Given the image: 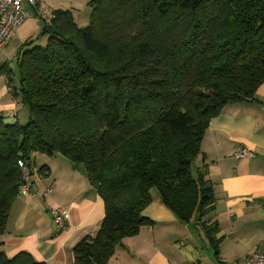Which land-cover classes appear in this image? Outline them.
I'll use <instances>...</instances> for the list:
<instances>
[{
  "label": "trees",
  "instance_id": "1",
  "mask_svg": "<svg viewBox=\"0 0 264 264\" xmlns=\"http://www.w3.org/2000/svg\"><path fill=\"white\" fill-rule=\"evenodd\" d=\"M80 26L56 9L16 49L0 76L27 108L0 113V235L30 177L47 176L36 156L80 166L104 204L93 235L72 248L73 264H108L126 237L153 223V194L213 240L217 223L204 166L191 170L209 120L254 101L264 83V0H88ZM16 74V75H15ZM216 247V245H215ZM0 264H46L27 251Z\"/></svg>",
  "mask_w": 264,
  "mask_h": 264
},
{
  "label": "crops",
  "instance_id": "2",
  "mask_svg": "<svg viewBox=\"0 0 264 264\" xmlns=\"http://www.w3.org/2000/svg\"><path fill=\"white\" fill-rule=\"evenodd\" d=\"M46 1L35 0L33 7H27L31 16L0 49L5 56L2 63L13 66L19 44L49 20L50 16L41 12ZM53 1L60 5L51 12L73 11V0ZM4 91L9 94L6 85ZM255 98L229 104L209 120L194 161L195 168L206 169L215 199L213 212L205 218L217 223L213 240L193 221H180L153 194L142 211L153 223L124 238L108 264H242L248 254L264 253V83L256 89ZM13 101L16 106L7 103L0 108L5 122L14 113L18 117L20 106ZM243 148L254 155L235 158L234 152ZM37 157L49 167V173L43 177L35 173L29 193L20 194L13 202L6 230L0 235V251L8 256L27 251L46 264H73L72 248L97 230L104 216L103 200L80 166L73 167L59 156H36L35 164ZM46 188L51 191L39 198ZM49 207L66 209L68 217L62 228L54 223Z\"/></svg>",
  "mask_w": 264,
  "mask_h": 264
},
{
  "label": "built area",
  "instance_id": "3",
  "mask_svg": "<svg viewBox=\"0 0 264 264\" xmlns=\"http://www.w3.org/2000/svg\"><path fill=\"white\" fill-rule=\"evenodd\" d=\"M35 0H0V49L10 40L15 34L17 27L28 17L30 12L27 7H33ZM15 113L12 115L14 116ZM235 158L252 157L254 153L248 149H241L234 152ZM23 176L24 183L20 187V194H28L30 190V177L28 169L23 162H18ZM51 191L50 188H46L43 195L39 198H43L44 195ZM49 213L52 216L54 223L62 228L67 220V211L64 208H48ZM220 264V263H215ZM242 264H264V253L253 252L248 254Z\"/></svg>",
  "mask_w": 264,
  "mask_h": 264
},
{
  "label": "rangeland",
  "instance_id": "4",
  "mask_svg": "<svg viewBox=\"0 0 264 264\" xmlns=\"http://www.w3.org/2000/svg\"><path fill=\"white\" fill-rule=\"evenodd\" d=\"M88 0H73V15L76 21L79 23L80 26H84L88 22V17H89V6L87 5ZM60 5L59 2H55L53 0H47L44 4H42L41 7V12L44 13V16H51V8H54L55 6ZM42 20V18H41ZM16 37L15 39H17ZM13 39V43L16 41ZM19 40V39H18ZM11 42V43H12ZM1 52V51H0ZM5 56L0 53V64L4 61L3 58ZM12 69L15 71V63L13 62V66H11ZM16 75V74H15ZM5 87V80L3 76H0V108L2 105L11 103L15 105V102L11 100L9 94L4 91L3 89ZM16 106V105H15ZM19 112H18V118L21 123H25L27 119V108L23 107L22 105L19 104ZM8 113H10V110H8ZM60 158V157H59ZM66 160V159H65ZM67 161V160H66ZM37 167L41 165V159L40 157H37L36 159ZM195 166L194 164L191 167L192 172L194 173ZM209 248V247H207Z\"/></svg>",
  "mask_w": 264,
  "mask_h": 264
}]
</instances>
